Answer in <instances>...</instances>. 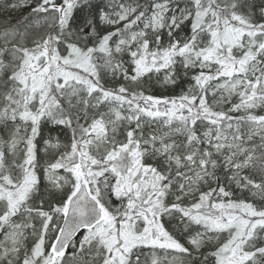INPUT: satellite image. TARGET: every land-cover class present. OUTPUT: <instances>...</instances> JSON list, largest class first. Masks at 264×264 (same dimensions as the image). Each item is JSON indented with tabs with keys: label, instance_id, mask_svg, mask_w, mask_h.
<instances>
[{
	"label": "snow or ice",
	"instance_id": "6c2138e0",
	"mask_svg": "<svg viewBox=\"0 0 264 264\" xmlns=\"http://www.w3.org/2000/svg\"><path fill=\"white\" fill-rule=\"evenodd\" d=\"M0 264H264V0H0Z\"/></svg>",
	"mask_w": 264,
	"mask_h": 264
}]
</instances>
